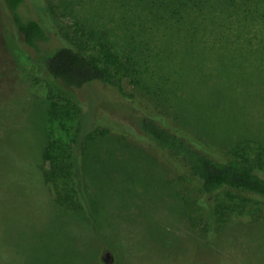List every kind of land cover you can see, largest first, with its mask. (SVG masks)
I'll return each instance as SVG.
<instances>
[{
	"label": "trees",
	"instance_id": "obj_1",
	"mask_svg": "<svg viewBox=\"0 0 264 264\" xmlns=\"http://www.w3.org/2000/svg\"><path fill=\"white\" fill-rule=\"evenodd\" d=\"M0 1L5 21L30 50V59L66 92L50 93L47 112L55 117L61 101L72 119L70 141L59 147L66 160L57 161L53 142L40 151L46 165L41 175L56 190L57 204L96 227L98 207L88 196L83 161L89 148L97 147L109 164L126 163L131 176L157 170L173 180L197 182L198 239L205 249L222 240L223 224L237 208L241 213L246 207L264 208V136L249 133L260 124L223 134L224 129L191 121L184 111L194 96L183 79L189 66L196 67L199 82L208 77L218 121L226 122L225 90L232 85L234 97L260 93L264 100V78L254 79L264 77V0H100L122 14L121 36H112L115 29L101 20L97 28L69 22L57 0H32L41 20L20 13L25 0ZM209 69L221 77H210ZM62 221L55 229L65 235ZM104 247L90 253V264L103 263ZM202 259L199 264H208Z\"/></svg>",
	"mask_w": 264,
	"mask_h": 264
},
{
	"label": "rangeland",
	"instance_id": "obj_2",
	"mask_svg": "<svg viewBox=\"0 0 264 264\" xmlns=\"http://www.w3.org/2000/svg\"><path fill=\"white\" fill-rule=\"evenodd\" d=\"M57 1L69 22L97 28L101 20L111 31L115 29L112 36H121L125 20L110 2ZM38 8V3L25 0L19 11L24 17L41 20ZM110 14L113 18L108 21ZM4 18L0 1V264H65L66 260L90 264V253L101 246H105L102 264H199L201 257L209 260L208 264H264V208L246 207L242 213L237 208L223 224L222 240L220 237L205 249L198 239L201 215L195 203L197 182L173 180L170 174L157 170L139 178L131 176L126 163L121 160L109 164L101 154L103 149L98 151L97 147L89 148L83 161L88 196L98 207L96 227L57 204L56 190L41 175L40 167L46 165L40 151L53 142L57 161L66 160L59 147L70 141L72 119L65 115L67 109L61 101L55 117L47 113L50 93L58 96L66 92L30 59V50ZM217 57L225 59L224 55ZM183 71L184 82L194 96L192 105H186L184 111L191 121L214 125L217 131L224 129L223 134L237 132L242 125L244 129L251 123L260 124L259 130L249 133L264 136V104L259 102L264 100L260 93H237L234 97L230 94L234 85L227 88V119L218 121L210 99L211 86L207 90L208 77L199 82L193 66ZM208 73L214 79L221 77L215 75L216 70L209 69ZM223 76L231 80V76ZM258 78L264 77L254 79ZM126 90H131L130 84H126ZM251 115L253 120H247ZM221 122L226 123L225 128ZM251 146L254 148L255 143ZM160 157L161 162L166 159ZM129 158L135 160L133 154ZM61 219L67 227L65 235L55 229Z\"/></svg>",
	"mask_w": 264,
	"mask_h": 264
},
{
	"label": "water",
	"instance_id": "obj_3",
	"mask_svg": "<svg viewBox=\"0 0 264 264\" xmlns=\"http://www.w3.org/2000/svg\"><path fill=\"white\" fill-rule=\"evenodd\" d=\"M106 256H109V253L108 252H106V254H105Z\"/></svg>",
	"mask_w": 264,
	"mask_h": 264
}]
</instances>
